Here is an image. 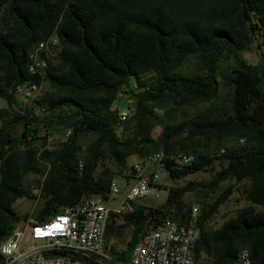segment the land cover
<instances>
[{
    "label": "trees",
    "instance_id": "1",
    "mask_svg": "<svg viewBox=\"0 0 264 264\" xmlns=\"http://www.w3.org/2000/svg\"><path fill=\"white\" fill-rule=\"evenodd\" d=\"M51 34L54 53L40 51L39 72H29L30 51ZM263 54L264 0H0V242L20 219L45 221L84 194L106 199L128 156L161 151L171 180L221 161L208 181L168 185L156 205L127 201L131 231L109 246L113 259L126 263L148 226L186 220L190 192L194 264L229 263L240 249L264 264ZM18 86L37 89L31 102L17 99ZM180 152L193 161H174ZM234 188L243 205L208 228ZM22 197L39 198L32 213L13 209Z\"/></svg>",
    "mask_w": 264,
    "mask_h": 264
},
{
    "label": "built area",
    "instance_id": "2",
    "mask_svg": "<svg viewBox=\"0 0 264 264\" xmlns=\"http://www.w3.org/2000/svg\"><path fill=\"white\" fill-rule=\"evenodd\" d=\"M55 44L56 37L51 34L33 46L29 53V72H39L42 64L39 52L54 50ZM23 87L16 88L18 95ZM126 117V111L118 112V121ZM67 134L68 131L61 137ZM164 157L163 152L158 151L132 163L131 184L116 206L107 205L98 195L84 194L73 206L62 208L45 221L36 222L30 217L20 219L0 242V264H88L89 261L98 264H194L191 248L197 237L194 223L198 206H192L182 222L164 218L148 226L133 244L126 263L113 259L105 241L106 223L111 215L122 213L127 201L157 204L160 185L155 168ZM171 157L182 164L194 159L193 154L182 152ZM118 192L119 185L112 180L108 196ZM225 264H251L247 250L240 249L234 260Z\"/></svg>",
    "mask_w": 264,
    "mask_h": 264
},
{
    "label": "rangeland",
    "instance_id": "3",
    "mask_svg": "<svg viewBox=\"0 0 264 264\" xmlns=\"http://www.w3.org/2000/svg\"><path fill=\"white\" fill-rule=\"evenodd\" d=\"M54 50H48L46 51L47 55H51L53 54ZM241 56L244 57L247 61L249 62H255L257 61L259 58L257 56V54L254 51H246V50H242L240 52ZM262 58L264 60V54L262 55ZM37 89H30L27 86H24L22 89V93L19 94L17 96V99L20 102L23 103H29L31 102L32 98L36 95ZM123 94V93H122ZM120 95L119 98L117 99V107L118 109H125V106L128 102L127 98L125 97V95ZM5 106V102L3 99H0V107ZM159 130V127L156 126L153 134L156 135L157 131ZM133 159L132 156H129L127 158V163H129L131 160ZM220 159H215L213 162V169L210 170H199V171H195L193 173H189L184 177H181L179 179L176 180H171L169 179V177L167 176L166 172L164 171V169L160 168L158 170L159 173V180L162 183V187L159 190V198L157 199V203H159L160 201L163 200V198L166 195V190H167V186L170 184H173L174 182L180 183V184H185L188 181H196V182H205L208 181L214 170L217 169L219 167V163H220ZM158 166V165H157ZM116 181L120 184V185H124V179L122 177L116 178ZM230 183V180L224 181L221 183V186H225L226 184ZM122 192L124 191L125 188H121ZM127 190V188H126ZM33 193H37V188L33 189ZM124 194H120L116 197V200L119 201L122 196ZM184 200L187 203H190L191 207L192 206H197L196 202H195V196L193 194H191L190 192H186L184 194ZM212 198L209 197L207 198V201H210ZM39 203V198H27V197H22L17 199L13 204L12 207L15 210V212L19 215H23V214H30L32 213V211L34 209L37 208ZM145 203H148V200L145 201ZM244 203V201L242 199L239 198V200L235 203L233 202H225L224 204L220 205L217 209V212L212 216V218L207 222L206 226L208 228H215L217 227L225 218H227L229 215H231L233 213V210L242 205ZM113 225L115 228L113 234L111 235L110 232L106 235V240L110 241L109 244L118 248H121L124 246L126 240L129 237V232H130V227L125 225L124 219L122 214H119L118 216H116L115 218H113Z\"/></svg>",
    "mask_w": 264,
    "mask_h": 264
},
{
    "label": "crops",
    "instance_id": "4",
    "mask_svg": "<svg viewBox=\"0 0 264 264\" xmlns=\"http://www.w3.org/2000/svg\"><path fill=\"white\" fill-rule=\"evenodd\" d=\"M119 111H126V108L125 109H120ZM155 129V128H154ZM154 131V130H153ZM153 131H152V135L155 137L157 134H158V132H159V130L157 131V134L156 135H154L153 134ZM130 156H132L133 157V159L129 162V163H127V159H126V169L123 171V173L121 174V175H118L116 178H119V177H122L123 179H124V185H120L118 182V185H119V192L115 195V196H107V198L106 199H102L107 205H109V206H116V205H118L119 203H120V201H121V199L123 198V196H122V198L119 200V201H117L116 200V197L118 196V195H120V194H125V192L127 191L126 190V188H128L129 187V185L131 184V179H130V176H129V171H130V167H131V165H132V163H134V162H136V161H138L139 159L135 156V155H130ZM129 157V156H128ZM127 157V158H128ZM160 168H162L161 166H156V171L158 172V170L160 169ZM163 169V168H162ZM158 176H159V173H158ZM116 178H114L113 180H116ZM230 182L232 183L233 181H231L230 180ZM159 185H160V189H161V187L163 186L162 185V183L160 182V180H159ZM120 186H121V188L123 187V188H125L124 189V191L122 192V190L120 189ZM165 198V197H164ZM163 198V199H164ZM239 198L240 199H242L241 198V196H239V194H238V192L236 191V188H234L233 189V191L231 192V194L229 195V197L227 198V200L225 201V202H233V203H235V202H237L238 200H239ZM243 200V199H242ZM224 202V203H225ZM223 203V204H224ZM243 205V204H242ZM241 206V205H240ZM239 207V206H238ZM237 208V207H236ZM235 208V209H236ZM234 209V210H235ZM233 210V211H234ZM125 211V206L123 207V209H122V212H124ZM119 215V214H118ZM118 215H113V218H115L116 216H118ZM110 221V218H109V220H108V222ZM107 222V223H108ZM130 227V226H129ZM115 228L116 227H114L113 226V230L110 232V234L112 235L113 234V232H114V230H115ZM130 231H131V227H130ZM129 235H130V232H129ZM105 241H106V244H108V246H110V244H109V242L110 241H107L106 240V238H105Z\"/></svg>",
    "mask_w": 264,
    "mask_h": 264
},
{
    "label": "water",
    "instance_id": "5",
    "mask_svg": "<svg viewBox=\"0 0 264 264\" xmlns=\"http://www.w3.org/2000/svg\"><path fill=\"white\" fill-rule=\"evenodd\" d=\"M253 44H254V48H255V50H256L258 56L261 57V51H260V48H259V46H258V44H257V42H256V40H255L254 37H253Z\"/></svg>",
    "mask_w": 264,
    "mask_h": 264
}]
</instances>
